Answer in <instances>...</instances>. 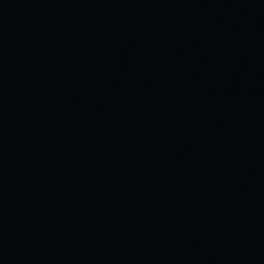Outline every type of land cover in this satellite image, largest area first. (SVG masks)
<instances>
[{
	"label": "water",
	"instance_id": "1",
	"mask_svg": "<svg viewBox=\"0 0 264 264\" xmlns=\"http://www.w3.org/2000/svg\"><path fill=\"white\" fill-rule=\"evenodd\" d=\"M0 264H264V0H0Z\"/></svg>",
	"mask_w": 264,
	"mask_h": 264
}]
</instances>
